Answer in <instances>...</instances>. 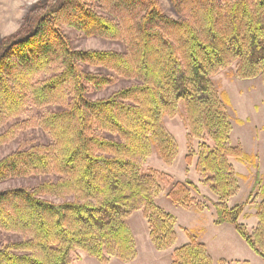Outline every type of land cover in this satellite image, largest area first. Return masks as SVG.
I'll return each mask as SVG.
<instances>
[{
	"label": "trees",
	"instance_id": "16d2710c",
	"mask_svg": "<svg viewBox=\"0 0 264 264\" xmlns=\"http://www.w3.org/2000/svg\"><path fill=\"white\" fill-rule=\"evenodd\" d=\"M170 2L180 18L165 15L157 0H47L34 9L30 30L0 42V114L23 108L27 90L35 105L53 96L48 79L37 86L28 79L46 64L69 87L50 114L53 142L24 145L0 159V181L43 176L36 185L0 189V227L21 235L0 244V264H70L69 251L76 248L100 262L108 256L130 262L137 251L126 219L138 209L154 248L171 247L175 218L154 203L160 188L141 164L153 150L166 165L173 163L178 144L162 117L176 115L179 103L188 141L202 140L196 169L218 196L214 223L233 225L264 261V190L252 232L238 221L243 205L226 203L238 190L230 159L252 157L232 145L230 101L211 78L236 62L239 78L260 75L264 84V0ZM120 20L130 54L74 49L63 31L66 26L86 36L119 38ZM93 66L98 73L89 70ZM105 69L133 80L91 99L113 80ZM168 197L183 207L193 202L179 183ZM170 264L212 261L205 245L191 237L173 250Z\"/></svg>",
	"mask_w": 264,
	"mask_h": 264
},
{
	"label": "rangeland",
	"instance_id": "374dc122",
	"mask_svg": "<svg viewBox=\"0 0 264 264\" xmlns=\"http://www.w3.org/2000/svg\"><path fill=\"white\" fill-rule=\"evenodd\" d=\"M46 1L47 0H0V42L6 36L19 29L25 31L30 30L36 19L34 9ZM157 1L165 15L173 19L180 18V14L170 0ZM118 28L122 32L121 36L112 39L100 36H86L81 31L66 26L63 27V31L74 49L127 53L131 44L129 42V34L126 32L127 28L122 24V20H120ZM128 53L130 54V52ZM236 68L237 63L234 62L229 67L220 69L217 73L212 75L211 78L218 92L227 94L230 101L227 112L231 123L230 140L232 145L239 146L243 152L252 157V160L243 163L234 158L230 159L233 169L237 173L236 180L238 190L226 201L229 208L243 205L238 221L242 223L249 232H252L258 222L256 211L258 204L263 198L264 190V84L262 83L260 75L252 78H239L235 74ZM89 70L98 73V68L94 66L89 67ZM52 73L53 71L49 68V65L46 64L42 68L35 70L28 78L29 81L33 83V86L39 85L40 81L44 78L48 79V89L52 91L53 95L48 100L41 105H35L30 99V95L32 94L31 91L27 90V102L23 108L13 114L4 111L0 114V159L16 148L24 145L53 142L52 130L54 129L53 127L56 126H49L52 122V115L50 114L58 110L57 104L62 101L61 95L63 93V95H67L69 93V87L65 83H61V78H59L58 81L60 75L53 77L54 73ZM104 73L112 75L113 80L101 91L93 93L91 99L107 97L114 91L128 86L133 80L121 76L114 69H105ZM51 74L52 77L49 78ZM56 98L57 101L55 100ZM184 115V107L182 103H179L178 113L176 115L171 117L164 115L162 117L165 128L175 137L178 144V154L173 163L171 165H166L153 150L141 164L142 173L152 175L155 182L159 185L160 190L154 198V203L175 218L174 228L176 238L173 245L168 247L171 249L173 248V250L176 247L187 244L191 237L201 243L203 242L196 237V228L193 227L192 230H189L178 225L177 216H179L180 222H183L180 211L176 213V216L174 212L168 209L170 207L169 203L175 204L168 197V193L171 189L178 183L186 186L193 202L190 206L185 208L192 207L193 211L200 213H198V216L193 214L191 221L185 223L187 225L191 224L197 227V225L209 224L211 219L212 222H214L216 216L214 204L219 202L218 196L203 183L204 177L196 169V153L198 144L202 140L193 138L188 141L187 134L189 127ZM188 156L190 160L187 159ZM42 178L43 176H39L37 179H32V177L7 178L4 181H0V189L8 186L36 185ZM47 197L55 203L62 202V199L57 196L49 195ZM244 212L245 214L253 215L254 220L245 216V214L243 215ZM126 223L134 239L136 237L135 245L137 254L138 250L141 251L142 254L133 264H165L163 260H157L156 256L153 258L156 260V262H154L151 255H147L148 251H150L147 249V245L148 242L151 243V240L149 237L148 222L144 217L142 209L132 211L126 219ZM180 229H183L181 230L183 236H185L184 233L188 232L187 234L189 237L187 236L188 241L185 242L180 240L183 241V243L176 246L177 231ZM17 235L21 237L18 233L11 234L0 227V244L10 239H16L18 237ZM225 240L224 235H222L216 237L211 242H214L217 248L223 247L224 245L225 248H227ZM69 257L70 264H117L119 263L118 261H120L116 256H108L105 262H100L97 258L88 255L79 248L69 251ZM257 257L260 259V262L251 260L249 264H264V261L259 256ZM134 259H136V257ZM111 261H113V263H111ZM217 264H230V262L220 259Z\"/></svg>",
	"mask_w": 264,
	"mask_h": 264
},
{
	"label": "crops",
	"instance_id": "0c3cea01",
	"mask_svg": "<svg viewBox=\"0 0 264 264\" xmlns=\"http://www.w3.org/2000/svg\"><path fill=\"white\" fill-rule=\"evenodd\" d=\"M169 204H170V207L168 209L171 210L172 212H174L175 215L178 211H180V215L183 219V222L181 223L179 216L176 215L178 225H181L182 227H185L186 229H189V230H192L193 227L196 228L197 234H195V235L200 241H202L205 244V246H206V248H207V250H208V252L212 258L213 264H217L220 259L228 261V262H230V264H235V263L236 264H249L251 260L255 261V262H260V259H258V257H257L258 255H256V253L249 247V245L239 235V233L236 231V229L234 228L233 225H231L229 223L216 224V223L212 222V219H211V222L209 224L197 225V227L193 226L191 224L187 225L185 223L191 221L193 214H195V216H198L199 212L193 211L192 207L185 208V207H181V206L179 207V205H175L173 203H169ZM244 214H245V212L243 213V215ZM243 215H242V218H243ZM245 216H248L254 220L253 215L245 214ZM244 220H245V218H244ZM181 230H183V229H180L179 231H177V240L175 243L176 246H179V244H182L183 241H185V242L188 241V238H187V236L189 237V235L187 234L188 232L184 233L185 236H183L181 233ZM209 232H210V234H209ZM222 235H224V238L226 239L225 243L227 244V248H225V245L223 247L217 248L215 246V243L211 242L216 237H220ZM182 236H183V238H182ZM135 240H136V237H135ZM180 240H183V241H180ZM147 249L150 250V251H148L147 255L150 254L152 259L155 258L154 256H156L157 260L158 259L163 260L165 262V264H170V259H171V254L173 252V248L172 249L168 248V249H164V250H156L153 247V245L148 242ZM141 255H142L141 251L138 250V254L136 256V259H134L131 262H123V263H122V261H118L119 263H117V264H133L135 262V260H137L139 258V256H141ZM164 259H166V260H164ZM154 262H156V260H154ZM111 263H113V261H111Z\"/></svg>",
	"mask_w": 264,
	"mask_h": 264
}]
</instances>
